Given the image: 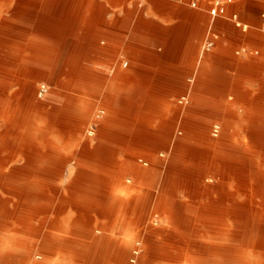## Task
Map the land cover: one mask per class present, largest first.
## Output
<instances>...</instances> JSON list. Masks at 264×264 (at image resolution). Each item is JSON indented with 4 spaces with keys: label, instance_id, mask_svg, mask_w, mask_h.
<instances>
[{
    "label": "bare ground",
    "instance_id": "obj_1",
    "mask_svg": "<svg viewBox=\"0 0 264 264\" xmlns=\"http://www.w3.org/2000/svg\"><path fill=\"white\" fill-rule=\"evenodd\" d=\"M23 48L0 37V103L6 104L5 90L28 84L21 77L15 83L21 59L32 64L25 65L21 75L32 74L36 82L45 79L50 60L25 51L21 57ZM38 65L40 69L34 67ZM77 68L74 65L72 70ZM78 74L83 80L74 78L71 88L66 84L65 91L58 93L70 102L62 110L54 107L51 114L45 103L35 102V95L42 98L57 91L34 81L29 83L34 92L26 94L27 106L15 101L14 91L0 114L5 126L0 132V264H156L161 260L164 264H264V184H209L204 172L193 184H182L185 175H179L196 156L208 168L223 167L220 162L227 151H244L241 165L255 166L237 137L225 139V127L219 122L214 127L204 124L208 130L201 132L204 138H181L178 147L183 149L178 152L166 150L163 157L171 166L163 184H127V172L135 162L130 159L121 161L114 174L116 184L91 186V190L71 181L56 182L63 170L58 166L69 161L76 147L79 169L80 147H93L105 156L115 151V141L122 140L117 132H129L118 129L125 123L113 108L130 97L129 85L123 84L127 78H111L102 84L105 91L100 95L93 65ZM59 116L73 119L76 127L63 128L67 122L62 119L57 121L62 127L56 129ZM138 131L152 133L151 128ZM232 134L236 136V131ZM16 149L24 154L18 155ZM150 150L142 155L151 161L163 159ZM31 154L36 165L32 178L26 164ZM17 157L23 164H17ZM152 171L149 168L150 181ZM241 174L251 178L247 170Z\"/></svg>",
    "mask_w": 264,
    "mask_h": 264
},
{
    "label": "rangeland",
    "instance_id": "obj_2",
    "mask_svg": "<svg viewBox=\"0 0 264 264\" xmlns=\"http://www.w3.org/2000/svg\"><path fill=\"white\" fill-rule=\"evenodd\" d=\"M165 1L179 3L191 11L203 13L207 17V28L205 34L203 39L198 42V56L200 57L202 54H209L211 61H209V70H203L200 68H196L195 70V73L200 75L197 79V83L204 91V94L200 97L198 103L196 104V108H188L185 103H182L179 109L178 107H173L171 110L164 112L161 105L157 104V107L152 103H143V108H138L135 112H141V115L146 117L144 118L146 125H140V123H138L139 125L123 124L121 126L122 128L119 127V130L126 131L127 129L129 132L124 134L123 132L118 131L117 134L119 137H122V140L115 141L112 144L115 151L110 154H106L105 156L93 147H80L83 153L79 155V169H76L75 167V164H77L76 157L77 154H79V149L76 147L74 149V154L69 161H67L66 164H60L58 166L63 170L61 177L56 181L57 183L69 184V181H71V184L74 182V184H79L83 187L88 186L87 188L91 190H93L92 187H97L103 184H116L114 174L120 167L121 161H127L130 159L138 161V163H142L148 168H152L159 172L160 176L157 177L156 184H161L163 182V173L166 170H169V167L171 166V162H168V160L163 157L166 150L170 153L178 152L179 147L183 149L181 146L178 147V142L181 141V138L188 141L197 140L198 137L204 138L201 132H208V130L204 127V124H214V127L215 124L219 122L225 127L226 132L223 134L226 137L225 139L227 140L229 137L231 139L232 137H237V140L245 146L246 151H250L251 160H253L255 166L251 168V166L246 167L243 166V164L241 165L244 151L242 154L234 151H227L224 161L222 163L220 162V164H223V167L220 168H208L209 165L196 156L190 160V163L187 167H185V170H180L181 174L179 175H185V182L182 184H193L195 182L194 179H196L197 176L203 172L207 175L206 181L209 184H257L258 181L259 184H264V18L261 16L262 12H264V0H233L232 3L227 5L225 15L216 17H212L209 13V7L212 0H201L199 6L196 8L190 6V0ZM125 6L132 12L130 19L131 27L137 23L139 13L144 19H156L150 12L152 7L148 0H128ZM116 8H121V6H117ZM233 13H237L236 20L231 19V14ZM4 15L6 16L7 14ZM236 22H239V25H237ZM5 23L3 38L7 41H12L11 26L7 23L6 25ZM59 31L60 30H53L52 34H48L51 41L49 46H47L48 50L44 55L50 60V67L49 69H44L45 79L40 81L48 87L55 89L57 93L50 92L49 94H45L42 98L36 97L35 95V102L40 101L44 104V100L48 99L54 104L51 106L46 104V110L51 112V114L54 113V107H58L60 104L61 94L58 93H63L64 91L61 92L59 90H65L66 84H68L67 87L71 88L70 85L75 79L79 78L83 80V76L81 77L78 73L83 70V67L93 65V61L90 58L93 52V46H87L82 53L80 46L76 45L72 41V35L75 33L74 29H67V35L65 34L66 30H61L60 34ZM60 37L62 38L60 39ZM131 38L139 43H143V40L140 37H135L134 33L131 35ZM211 38L214 40V43L212 47L206 48V42ZM61 41H63L62 45H60ZM22 42L23 40H21L20 46L21 48H24L20 53L21 57L23 56L22 52L24 53L25 51V53H28L29 51L28 46L26 48V45ZM183 44L184 42L181 40V43L179 44L180 49L183 47ZM99 47L101 54H106L108 52V48L104 44H100ZM94 51L96 52V50ZM193 51L195 52V48ZM79 53L81 56L83 54V58L78 56ZM250 60L258 63L257 71L260 74V77L255 76L254 82L251 83L248 76H242L245 78V81L243 86L244 92H241V96L245 99L243 100V103L249 106L245 107L242 106L243 103L237 100V94L231 93L233 89H237V86L232 84L233 78L227 73H234L236 72V69L230 67L215 69L213 66L219 63L227 64L229 61L245 62ZM20 63L21 64L18 67L20 73L25 65H32L22 59ZM74 65L78 66L77 71L79 72L72 70ZM34 67L37 69L41 68L39 65ZM6 68H8V66H6ZM113 68L114 65L111 61H101L97 66V70H100L101 73L99 74L98 71H96L94 80L97 84L99 83V87H97V89L99 90L100 95H102L105 91L104 88L101 87L102 84H106L109 79L106 74L108 75L109 70ZM252 73H255V71L250 70L245 74ZM209 74L216 75L214 77L219 78V81L217 80L215 83L213 81H208L207 78L210 76L207 75ZM17 78L18 77L16 75V84L19 81V78ZM21 78L24 83L28 82L27 76L24 75L23 77L21 76ZM222 79L229 82H223ZM86 81L90 82L91 79L85 80L84 82ZM40 82L35 81L34 83L38 86ZM12 88L5 90L4 98L6 100V104L12 100ZM248 89L251 91H247ZM257 89L262 90L258 91ZM68 93L71 92L68 91ZM184 95H186V92H182L180 98L182 99ZM15 98V101L17 102L16 94ZM6 104L5 102L0 103V114L2 115L5 112ZM123 105L124 104H116V106H119L120 108H122ZM145 106L149 107L147 108ZM64 119L67 123L65 122L66 124L62 125L63 128L76 127L73 123V119ZM55 121L56 124L54 126L56 129L62 127L59 123H57V121L62 122V118L60 116L57 120L55 119ZM4 128L5 126L3 121H0V132H3ZM139 128H151L152 133H140L138 131ZM234 131H236V136L232 134ZM211 135L213 136V133H211ZM169 137L170 139H168ZM130 148L139 150L141 155H129ZM149 149H151L150 151H155L156 155H160L159 157L163 159L151 161L149 158L142 156V154L149 151ZM15 153L18 155L24 154L23 151L18 149L15 150ZM88 154L91 157H89ZM101 157L104 158L106 162H102L100 160ZM257 157L258 159H256ZM34 159V156L31 154V156H29V162L26 163L29 166L28 168L32 171L30 176L31 178L32 175L34 176L36 168ZM23 162L24 161L21 157H17L18 165L23 164ZM258 162L260 164L257 166ZM242 169L247 170V173L251 174V178H246V176L244 177V175L241 174ZM158 262L159 264H164V261L162 260ZM158 262H156V264H158Z\"/></svg>",
    "mask_w": 264,
    "mask_h": 264
},
{
    "label": "crops",
    "instance_id": "obj_3",
    "mask_svg": "<svg viewBox=\"0 0 264 264\" xmlns=\"http://www.w3.org/2000/svg\"><path fill=\"white\" fill-rule=\"evenodd\" d=\"M127 1L0 0V37H3L4 34V21L11 26L12 42L15 45L20 46V42L23 40L29 48V56H41L48 59L44 55L51 41L48 34H52L53 30H60L59 34L61 30H66L65 34L67 35V29H74L72 41L80 46L81 52L87 46H93L90 58L93 61V67L99 74L101 72L97 70L98 64L101 61H111L114 68L113 71L109 70L108 75L106 74L109 78L108 81L115 76L127 78L123 84H125L124 87L129 85L127 89L130 97L125 100L122 108L116 106L118 103L113 105V108L119 111V113L117 112L119 120L125 124L146 123L144 121L146 117L142 116L141 112H135L136 109H141L143 103L161 105L164 112L173 107L179 109L182 103H185L188 108L195 109L200 97L204 94L200 85L194 80L200 76L195 73V70L196 68L209 70V61H211L209 54L198 56V42L203 39L205 34L207 17L203 13L191 11L184 5L173 1L148 0L152 7L150 12L156 19H144L139 13L137 23L131 27L132 12L125 6ZM117 6H121V8L117 9ZM133 33L135 37H140L143 43L132 40ZM181 40L184 44L180 49ZM100 44L107 46L106 54L100 53ZM78 56L81 54L79 53ZM81 58H83V54ZM213 67L215 69L223 67L236 69V72L227 74L232 76V84L237 86V89H233L231 93L237 94L236 98L241 103L245 100L241 96V92H244L245 81L242 76H248L251 83L254 82L255 76L260 77L257 71L258 63L253 60L229 61L227 64L219 63ZM250 70L255 73L245 74ZM17 74L18 78L24 76V74L21 75L19 69ZM25 76L28 77V84L12 88V92L16 91L14 93L17 94V101L19 100V104L22 106H27L30 103L29 100H26L29 98L26 94L34 92V87L29 84L35 81L34 76L32 74ZM207 76H210L207 78L208 81L214 83L219 81V78L214 77L216 75L209 74ZM222 80L229 82L225 79ZM257 90L261 91L262 89ZM182 92H186V95L182 97L183 102H180V93ZM60 98L58 107H61L62 110L67 104L69 105V102L64 96L60 95ZM44 103L48 106L54 105L48 99H45ZM242 106L249 107L244 103ZM121 114L123 115L121 116ZM129 155L136 156L141 153L134 149L133 152H129ZM154 171H152L155 173L154 178L150 181L149 168L135 161L127 172V184H156V179L160 175L159 172ZM166 172L167 170L162 177Z\"/></svg>",
    "mask_w": 264,
    "mask_h": 264
},
{
    "label": "built area",
    "instance_id": "obj_4",
    "mask_svg": "<svg viewBox=\"0 0 264 264\" xmlns=\"http://www.w3.org/2000/svg\"><path fill=\"white\" fill-rule=\"evenodd\" d=\"M201 0H190L189 4L191 7H198ZM233 0H212L210 7H209V13L212 17L216 16H223L225 15L227 11V5L232 3ZM262 18H264V12L261 14ZM231 19L236 20L237 19V13L231 14ZM237 25H239V22H236ZM214 43V40L211 38L206 42V48L212 47Z\"/></svg>",
    "mask_w": 264,
    "mask_h": 264
}]
</instances>
